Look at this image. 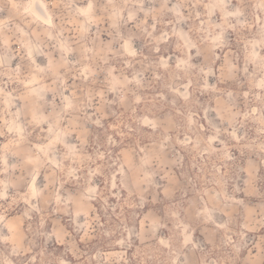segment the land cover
Wrapping results in <instances>:
<instances>
[{"label":"rangeland","instance_id":"374dc122","mask_svg":"<svg viewBox=\"0 0 264 264\" xmlns=\"http://www.w3.org/2000/svg\"><path fill=\"white\" fill-rule=\"evenodd\" d=\"M43 1L0 0V264H264V0Z\"/></svg>","mask_w":264,"mask_h":264},{"label":"bare ground","instance_id":"6f19581e","mask_svg":"<svg viewBox=\"0 0 264 264\" xmlns=\"http://www.w3.org/2000/svg\"><path fill=\"white\" fill-rule=\"evenodd\" d=\"M46 8H47L46 3L43 0H35L33 6L31 5V11L33 12V14L38 19H40L43 22L49 24L50 21H51V17H50V13H48Z\"/></svg>","mask_w":264,"mask_h":264}]
</instances>
